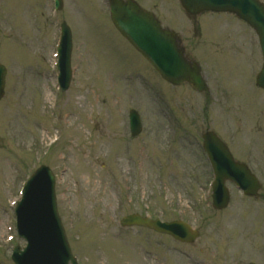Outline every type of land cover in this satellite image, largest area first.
Returning a JSON list of instances; mask_svg holds the SVG:
<instances>
[{
	"label": "rangeland",
	"instance_id": "rangeland-1",
	"mask_svg": "<svg viewBox=\"0 0 264 264\" xmlns=\"http://www.w3.org/2000/svg\"><path fill=\"white\" fill-rule=\"evenodd\" d=\"M135 1L180 35L202 66L207 96L163 81L115 30L107 0H62L55 15L53 0H0V64L7 71L0 101V264H13L12 249L25 245L9 200L40 166L55 175L58 212L79 264H264L257 38L229 14L203 13L192 23L178 0ZM62 22L72 37L73 76L65 92L53 69ZM130 110L141 117L135 138ZM210 130L256 174L258 197L227 182L228 206L212 208L213 176L201 150V135ZM132 213L181 220L199 238L186 244L120 227Z\"/></svg>",
	"mask_w": 264,
	"mask_h": 264
},
{
	"label": "water",
	"instance_id": "water-1",
	"mask_svg": "<svg viewBox=\"0 0 264 264\" xmlns=\"http://www.w3.org/2000/svg\"><path fill=\"white\" fill-rule=\"evenodd\" d=\"M188 15L205 11L229 12L254 29L262 54V67L256 85L264 89V5L258 0H179ZM59 8V3H56ZM110 18L119 33L138 51L159 75L171 85L188 84L198 92L207 91L199 67L187 60L174 33L163 29L159 21L132 0H109ZM71 34L65 23L61 26L58 80L65 91L71 79ZM5 68L0 65V99L4 93ZM132 134L141 128L140 118L130 111ZM203 148L214 174L212 204L223 209L229 203L225 182L238 186L244 194L256 196L258 180L249 169L231 157L225 145L211 132L203 136ZM18 232L26 242L24 249L13 250L14 264H78L72 256L65 231L57 212L55 179L49 168L42 166L28 180L24 197L17 204ZM123 226H140L167 234L181 242L192 243L196 231L184 222L161 223L132 215L124 218Z\"/></svg>",
	"mask_w": 264,
	"mask_h": 264
},
{
	"label": "flooded vegetation",
	"instance_id": "flooded-vegetation-1",
	"mask_svg": "<svg viewBox=\"0 0 264 264\" xmlns=\"http://www.w3.org/2000/svg\"><path fill=\"white\" fill-rule=\"evenodd\" d=\"M190 20L192 21V23H195L196 22V18L195 17H191L190 18ZM194 32H196V29L194 28ZM178 36H179V41H181V37H180V35L178 34ZM181 44H182V42H181ZM185 50H186V48H185ZM187 52V51H186ZM188 54V53H187Z\"/></svg>",
	"mask_w": 264,
	"mask_h": 264
}]
</instances>
